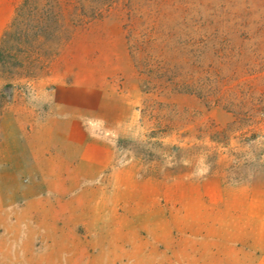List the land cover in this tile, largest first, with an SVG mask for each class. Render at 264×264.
Wrapping results in <instances>:
<instances>
[{"label": "rangeland", "instance_id": "obj_1", "mask_svg": "<svg viewBox=\"0 0 264 264\" xmlns=\"http://www.w3.org/2000/svg\"><path fill=\"white\" fill-rule=\"evenodd\" d=\"M158 8L156 77L155 29L117 12L0 74V264H167L181 230L264 231V0Z\"/></svg>", "mask_w": 264, "mask_h": 264}, {"label": "trees", "instance_id": "obj_2", "mask_svg": "<svg viewBox=\"0 0 264 264\" xmlns=\"http://www.w3.org/2000/svg\"><path fill=\"white\" fill-rule=\"evenodd\" d=\"M112 12H117L129 23L149 22L152 29L158 26L160 15L158 0H22L14 8L9 26L0 40V74L18 67V56L23 53L27 68L39 63L46 54L50 57L49 62H53L59 53L64 52L76 30H86ZM149 37L147 49L158 53L156 58L149 60L153 62L161 58L155 61L156 69L149 71L150 76L156 77L169 69L165 58L169 38L156 29ZM151 87L156 85L151 84Z\"/></svg>", "mask_w": 264, "mask_h": 264}, {"label": "crops", "instance_id": "obj_3", "mask_svg": "<svg viewBox=\"0 0 264 264\" xmlns=\"http://www.w3.org/2000/svg\"><path fill=\"white\" fill-rule=\"evenodd\" d=\"M100 150L97 162L91 166L89 172L99 173L107 167L108 148L100 144ZM244 217H238L236 230L198 227L181 230L174 237L175 245L172 250L164 254L166 263L264 264V231H258L255 229L257 225L249 222H255L254 218ZM262 223L259 222V225Z\"/></svg>", "mask_w": 264, "mask_h": 264}]
</instances>
